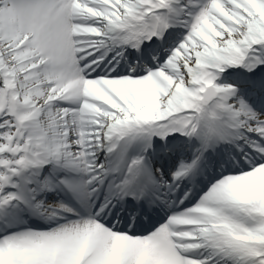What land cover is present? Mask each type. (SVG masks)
<instances>
[{"label":"snow or ice","instance_id":"obj_1","mask_svg":"<svg viewBox=\"0 0 264 264\" xmlns=\"http://www.w3.org/2000/svg\"><path fill=\"white\" fill-rule=\"evenodd\" d=\"M0 264H264V0H0Z\"/></svg>","mask_w":264,"mask_h":264}]
</instances>
